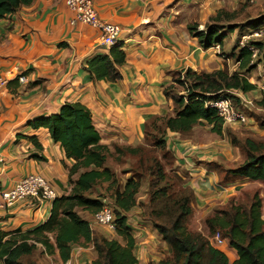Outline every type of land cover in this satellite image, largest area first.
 <instances>
[{"label":"crops","instance_id":"0c3cea01","mask_svg":"<svg viewBox=\"0 0 264 264\" xmlns=\"http://www.w3.org/2000/svg\"><path fill=\"white\" fill-rule=\"evenodd\" d=\"M92 1L102 21L121 28L116 46L124 52L125 62L117 68L121 74L117 82L94 81L87 71V62L109 55L110 48L102 45L97 30L80 23L71 24L73 13L65 0H34L0 19V74L10 79L0 93V191L11 188L31 173L43 176L58 196L70 191L66 167L73 160L67 159L60 145L51 141L47 130L28 126L35 119L56 114L64 103L85 105L92 113L101 143L111 150L116 145L134 147L144 139L150 119L172 116L173 104L164 96V89L173 83L177 73L187 69L196 74L211 73L225 67L230 73L236 71L230 70L229 62L233 58L228 57L234 52L230 42L233 32L226 33L228 36L221 45L205 48L188 31V25L193 24L198 25V31H205L206 21L223 10L220 0ZM234 64L237 67L236 61ZM19 73L26 77L25 83L15 80ZM255 91L235 95L241 94V98L248 100V94L256 98ZM263 108L260 104L256 109L263 111ZM225 128L222 129L225 131ZM230 128L247 129L254 135L260 134L259 138L264 137V128L254 120L246 126L227 129ZM210 129L196 126L187 135L174 132L164 135L167 148L188 176L196 206L203 215L217 204L220 188H228L236 180H249L237 178L224 186L217 183V165L223 162L219 156L230 150L241 163L244 156L230 138L214 136L209 133ZM234 134L239 140L256 139ZM201 135L209 141L205 142ZM36 143L41 145V150L36 149ZM232 192L227 191L224 200ZM50 208L51 203L31 200L0 210V230H32L47 220ZM127 222L133 232L134 254L139 264L161 261L165 254L149 253L156 246L162 247V253L168 250L161 235L132 211L127 213ZM97 230L101 233L100 227L94 226L93 231ZM37 250L43 252L41 247ZM50 257L61 264H89L96 252L89 244L74 246L66 263L57 255ZM150 257L153 261H148Z\"/></svg>","mask_w":264,"mask_h":264},{"label":"trees","instance_id":"16d2710c","mask_svg":"<svg viewBox=\"0 0 264 264\" xmlns=\"http://www.w3.org/2000/svg\"><path fill=\"white\" fill-rule=\"evenodd\" d=\"M33 1L0 0V19L23 6H29ZM233 14L220 10L210 19L215 23L206 25L205 31H198L197 24L188 25V31L205 48L214 44L221 45L226 36L222 33L224 27L219 22L222 17H226L228 22L231 21L235 16ZM260 26L254 25L253 28ZM227 30L232 33L234 28L228 27ZM252 42L248 45L258 52L262 50L260 44ZM234 52L231 53L237 63V70L234 72L230 73L227 67L202 74L187 69L183 72L185 83L180 80V73H177L173 83L164 89V96L173 104L172 116H156L150 119L146 123L144 139L147 129L151 127L161 134L160 138L153 139V146L164 150L167 148L164 139L167 132L187 135L194 127L204 124L211 127L212 133L221 136L223 121L213 109L205 107V102L224 93L238 106L240 100L236 93L247 94L256 90V85L241 73L252 70V52L246 46L241 47L238 53ZM124 62V52L114 46L110 48L109 55L97 56L87 62V71L94 81L117 82L121 79L117 68ZM176 85L183 88V95L178 94L180 91L174 92ZM158 123L161 124L160 128L157 127ZM258 125L264 128V119ZM28 126L35 130H47L51 141L60 145L67 159L73 160V164L66 167L70 191L51 202L49 217L42 225L29 231L0 230V264H27L23 262V258L31 256L39 247L48 256L57 255L62 263H66L74 246L87 247L89 244L96 252V257L89 264H139L134 254L135 239L127 222V213L136 207L143 169L151 172L155 181L150 184V204L147 212H141L142 218L161 235L172 255L164 261L161 260L160 264H230L227 255L213 247L206 237L188 230L187 221L193 214L195 203L188 178L184 181L179 176L166 175L161 162L156 157H146L140 146L116 145L113 146V152L101 143L100 134L93 124L92 113L85 105L79 102L64 103L56 114L35 119ZM231 140L240 149L244 159L235 168L224 169L217 165V173L223 172L224 179L228 181L237 178L249 179L264 186V137L262 140H238L231 136ZM35 147L42 149L38 143ZM124 154L137 158V161L131 177L120 187L119 179L106 166V162L109 157H114L119 162ZM146 162L150 164L147 165ZM129 172L132 171L125 173ZM103 183H107L105 191L111 194L114 202L115 209H111L116 227L114 233L121 242L93 231L90 221L77 212L80 209L93 216L105 206L102 200L88 197L94 187ZM262 199L264 200V194ZM261 201L257 194H253L247 207L233 203L228 209L218 208L206 219L210 233L214 236L216 233L220 234L219 230L222 231L227 246L236 252L237 260L233 264H264Z\"/></svg>","mask_w":264,"mask_h":264},{"label":"rangeland","instance_id":"374dc122","mask_svg":"<svg viewBox=\"0 0 264 264\" xmlns=\"http://www.w3.org/2000/svg\"><path fill=\"white\" fill-rule=\"evenodd\" d=\"M220 1H221L220 2L221 9H223L224 11H226V13L230 15L231 13L235 14L234 18L231 21L228 22L226 17H222V19L219 22V24L223 25L224 27L223 32L225 33L226 37L228 36L227 34H230L227 32L228 27H233L235 29L233 31L232 37L230 38V42L232 44L231 47H233L231 49L235 51V54L241 50L240 42L242 41L244 42L245 40L248 43L253 41L252 43H255L256 45L260 44L261 47H263L261 51L257 52L256 57L253 59L254 66L252 70H250L249 72L247 71L241 72L245 74V76L249 79V81H251L252 84L256 85V91H255L256 98H253L252 94L251 95L248 94V97L250 98H248V100L247 99L244 100L243 98H241V94H240V96L238 97L240 101L239 103H237L238 106L244 110V112L250 118V120H254V121L256 120L259 123L261 122V119H264V108H263V111L256 109L257 106H259L260 104L264 106V101H263V98H262V95L259 89V86L262 83L263 74H264V35L261 38H253V37L249 38V36L252 34L253 30H255V28H253L254 25L259 24L261 25L260 27L264 29V0H220ZM195 16H197V14ZM214 23L215 22L209 19L206 21L207 25H213ZM230 56L231 54L228 57ZM234 63L235 61L231 59L229 62L230 70H233V69L237 70L236 64ZM174 87H176L175 88L176 91H174L175 93H178L179 91H180L178 93L179 95H183V93H185L183 88H180L178 85ZM230 95L235 96L234 94H230ZM157 127L160 128L161 124L158 123ZM202 127L208 128L210 126L204 124L202 125ZM227 128H225V131L222 129L224 131V133H222V136H221L222 138L227 137L228 139L229 138L231 139L229 134H231V136H234L235 135L234 133H236L237 135H240L241 138L246 137L245 135L247 136L251 135V136H255L256 139L258 140L262 139V138H259L261 136L260 134L254 135L250 133L249 130L247 129L232 130L230 128L228 130ZM201 131L206 132L205 129H201ZM206 133L208 134V132ZM209 133L211 134L212 132L209 131ZM241 134H244V135L242 136ZM159 135L161 134L158 133V131H154L151 127H149L147 129V135L145 139H143L142 142H140L136 146H140L143 148L144 150L143 153L146 154V157H156L157 160H159L161 164L163 165L166 175L179 176L185 181L186 180L185 178H188V176H186L187 175L186 172L183 169H180L179 166L177 165L174 154L172 152H169L168 148H165L164 150H159L158 148L153 146V139H155L156 137L160 138ZM214 136H218V135L214 134ZM200 137L204 138L205 142L209 141L208 138L204 137L203 135H201ZM234 137L238 139L236 136ZM112 151L114 152L113 147H112ZM225 151H227L226 154H223V156L222 155L219 156L220 157L219 159L223 161L221 166L224 169L237 167L241 163L240 159L236 160L237 155L236 154L233 155V152H231L230 150L229 151L225 150ZM136 161H137V158L131 157L127 154H124L119 162H116L114 160V157L108 158L106 162V166L116 174L117 178L119 179L120 187H122L125 181L131 177L132 173L134 172V167L136 166ZM146 163L147 165L150 164L148 162ZM130 170L132 171L131 173L130 172L125 173L126 171H130ZM140 175H142L140 178L141 188L137 195L136 207L132 210V212L142 217V215L138 213L140 211L147 212V209H148L147 207L150 204L149 194H150V191L152 190V187L150 186V184L155 181V178H153V174L151 172L145 171V169H143V174H140ZM218 177H219V179H217L218 184H221L222 186H224L228 183V179L226 178L224 179L223 172L218 173ZM236 181H233L234 184H231L230 186H228V188L227 187L220 188V190L217 191V196H216L217 200H215L217 204H215L213 206L214 208L211 211L207 212V214L203 215L202 210L200 211L197 208L196 206L197 204L195 202L193 206V214L192 216L189 217L187 221L188 230L192 233L200 234L206 237L209 243L213 247L216 245V241L214 237L218 234L220 238H223L221 234L223 232L219 230L220 234L216 233L213 236L212 233H210V231L208 230V227L206 225V219L210 217L211 215H213L214 211H217L218 208L219 210L228 209L230 205L233 203L235 204L240 203V205H242L243 207H247L251 201L252 195L257 194L262 200L260 211H261V217L264 220V200L262 199L263 194H264V186L261 183L252 182L250 180L243 181V182H240V181L236 182ZM106 187H107V183L97 185L90 191V194L88 197H90L91 199L102 200L103 205L114 210L115 207H114L113 199L111 198V194L105 191ZM230 190L234 192H232V194H229L228 198L224 200V194H226L227 191H230ZM222 201L224 202L220 203ZM77 212L85 220L91 221L92 216L87 211L78 209ZM100 229H101V233L99 230H97L99 231L98 233H100V235L101 234L108 235L109 237H111V239H117L118 241L121 242V239L115 233L108 232L102 228ZM151 240L153 242V239ZM149 245L151 246L150 248L154 250V246H152V244H149ZM167 248L168 250L162 253L161 251L163 250L162 247L156 246L154 252L150 251L149 253L151 255L152 254L156 255L155 251H158L160 252L158 256L160 254H165V256L161 258L164 261L167 258L172 256V255L167 254L170 251L169 247ZM220 248H221V251L227 255L230 264H233V262L237 260L236 252H234L230 247H227V249H225L224 247H220ZM152 259L153 258L150 257L148 261H153ZM23 262L27 264H61L59 262H56L53 257H50V256L46 257L44 255V252L39 251V250L34 252L31 256L24 257ZM160 262L161 261L155 264H160ZM80 264H84V262H81Z\"/></svg>","mask_w":264,"mask_h":264},{"label":"built area","instance_id":"2783aa9c","mask_svg":"<svg viewBox=\"0 0 264 264\" xmlns=\"http://www.w3.org/2000/svg\"><path fill=\"white\" fill-rule=\"evenodd\" d=\"M65 5L73 13L71 24L80 23L97 30L100 33L102 45L107 48L117 45L121 28L118 25L102 21L94 9L92 0H65ZM200 30H202V27H200ZM263 35L264 29L260 27L253 30L249 38H261ZM248 44L246 40L240 42L241 47L246 46L252 52L254 59L258 51ZM7 77L0 74V93L10 81ZM15 80L19 83H25L26 77L23 73H19L15 76ZM180 80L184 82V73L180 74ZM259 89L264 101V74ZM205 107L211 108L216 112L217 116L222 119L223 126H245L252 121L243 109L234 105L230 97L223 93H220L214 99L206 101ZM56 197H58L57 192L43 176L38 173H31L16 182L11 188L0 191V210L6 211L17 203L31 200H36L39 203H51ZM89 223L90 228L98 226L111 233H114L116 229L113 212L107 206H103L100 211L96 212ZM214 239L216 241L214 247L227 249L226 239L220 238L218 234Z\"/></svg>","mask_w":264,"mask_h":264}]
</instances>
